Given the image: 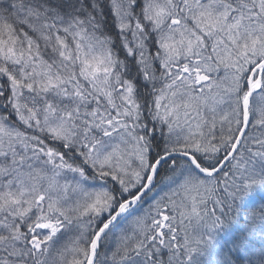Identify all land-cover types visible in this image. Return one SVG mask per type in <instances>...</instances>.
Listing matches in <instances>:
<instances>
[{"label":"snow or ice","instance_id":"6c2138e0","mask_svg":"<svg viewBox=\"0 0 264 264\" xmlns=\"http://www.w3.org/2000/svg\"><path fill=\"white\" fill-rule=\"evenodd\" d=\"M0 264H264V0H0Z\"/></svg>","mask_w":264,"mask_h":264}]
</instances>
